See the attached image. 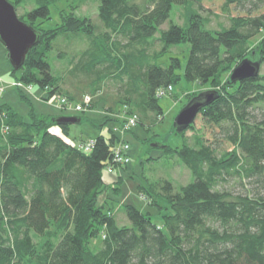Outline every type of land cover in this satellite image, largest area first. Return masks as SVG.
<instances>
[{
  "label": "trees",
  "instance_id": "trees-1",
  "mask_svg": "<svg viewBox=\"0 0 264 264\" xmlns=\"http://www.w3.org/2000/svg\"><path fill=\"white\" fill-rule=\"evenodd\" d=\"M10 1L18 12L21 1ZM58 1L62 0H37L33 10L20 16L41 31L25 64L12 68L14 73L22 70L21 80L27 85L42 80L49 97L65 93L62 78L49 74L44 58L60 37L92 39L91 72L105 63L106 71L126 85L120 103L149 127L163 120L158 89L174 87L182 78L179 57L172 56L168 65L156 61L177 43L189 42L185 77L210 83L216 96L198 113L194 122L201 121L200 128L193 123L181 134L203 129L195 134V145L187 140L175 147L157 142L164 154L181 159L193 181L180 187L168 179L141 184L138 192L158 208L161 222L150 211L122 204L131 226L117 224L113 210L119 202L108 195L104 173L109 166L126 168L113 162L115 145L126 138L117 124L108 125L112 118L105 115L94 121L99 127L107 125L108 132L98 134L94 147L84 151L67 138L70 125L59 127L57 117L31 111L26 118L10 103L1 104L0 264H264V73L230 80L243 58L264 65V35L251 47L264 30V0H224L222 12L230 25L220 30L208 28L209 19L194 8L205 10L206 0H99V21L105 30L99 38L90 18L74 14L63 13L55 28L35 26L36 20L51 18V7ZM176 4L185 8L187 22L160 29ZM233 6L243 13L231 14ZM155 38L163 44L155 54L144 48L141 54L121 56L112 47H148ZM16 89L26 98L22 88ZM97 90L89 95L87 107L101 104L116 113V100L109 103ZM81 91L66 92L68 100L82 101ZM54 127L63 133L51 131ZM225 143L232 148L224 149ZM229 176L246 190L219 188ZM112 190L120 193V186ZM103 195L107 197L101 201ZM100 235L103 242L95 251L91 244Z\"/></svg>",
  "mask_w": 264,
  "mask_h": 264
},
{
  "label": "rangeland",
  "instance_id": "rangeland-1",
  "mask_svg": "<svg viewBox=\"0 0 264 264\" xmlns=\"http://www.w3.org/2000/svg\"><path fill=\"white\" fill-rule=\"evenodd\" d=\"M18 7V15L24 17L28 11L33 10L37 5V0H20ZM224 0H206L204 2L205 10H200L196 5V10L199 11L203 16L209 19L208 28H213L220 30L222 27H228L230 25V19L227 15L222 12V4ZM100 5L99 0H62L58 1L57 4L51 7V18L38 19L36 20L35 26L38 28L48 30V28H55L62 22V15L74 14L75 16L88 17L93 23L97 25L96 33L97 38L102 37L103 23L99 20L98 8ZM171 15L167 21L160 26V29H166L169 27L171 22L185 24L187 22L185 15V8L179 5H175L172 8ZM211 10V12H210ZM243 11L236 6L232 7L231 14L237 15L242 14ZM28 19V18H27ZM264 35V30L257 35L251 41V47L256 46V44L261 40ZM114 37L116 35L113 34ZM117 38V37H116ZM157 38V37H156ZM155 38V39H156ZM123 43L124 38H118ZM93 41L88 38H64L60 37L54 43V48L49 51V54L44 58V64L48 68L50 75L61 77V85L65 93H61L66 96V92L72 94L77 93V90H82V101L85 96H93V92L97 87L98 93L105 94L108 98V102L112 101L116 104V113L109 112L106 108H103L101 104L95 106L94 108L77 110V102L71 101L65 108L62 107V103L59 100L60 95L54 94L49 97V90L42 86V80L33 82L32 89L29 91L22 88L25 91L24 98L21 91L13 86L14 82L21 80L23 74L22 70L13 72L10 59H8V50L0 42V105L4 103H10L13 108L29 118L31 111L35 112L37 116L42 115H53L54 117H59L62 115L66 116H83L84 122L79 124L70 125L67 131V138L76 144L85 143L94 139L98 134H106L108 132L107 125L99 127L94 125L95 120H102L105 115L112 118V121L108 123L109 126L116 125L124 138H126L127 143H130L128 149L130 156V163L126 165V168L119 166L117 169L112 167L111 171L105 170L107 182L110 184L114 183L119 179L121 175V180L119 182L120 193L113 191L111 188L108 192L112 198H114L120 205L119 209L113 210V215L116 216V221L119 226L127 225L131 226V221L126 215L122 204H134L139 209H143L145 212L150 211L154 214L155 220L160 221V216L157 214L158 208L154 205L149 204L150 200L147 194L143 192H138L141 184L149 185V183L154 181H161L163 179H168L174 181L175 185L180 187L184 184L193 181V176L191 170L179 159L177 156H170L163 153V147L158 146L157 142L165 141L170 146H182L186 140L192 146L196 143L195 134L201 135L203 129H198L199 131L194 134V130L186 131V137L178 134L175 131L174 123L177 115L186 106V104L191 100L194 95H197L205 90H211L212 85L200 84L196 81H188L185 77V67L187 64V59L189 57L190 43H177V45L172 46L167 53L159 56L156 63L161 65H168L170 58L172 56L179 57L182 62V67L179 69L178 73H181L182 78L177 82L174 87L159 88L157 95L160 96V104L163 107L164 114L163 120H159L153 125L143 126L139 121L136 126L130 128L128 131H122V125L126 118L130 116L131 112L127 111V108L120 103V99H123L124 86L123 82L119 79L113 78L111 73L105 69L107 65L105 63L99 64L97 71L91 72L90 65L92 63L91 56L88 55V51H92ZM101 47L104 45H102ZM111 45V44H110ZM115 54L124 56L126 53L141 54V50L145 48V53L155 54L158 52L163 44L160 40L152 41L151 45L148 47H142L138 44L134 46H115ZM98 69L100 74H98ZM262 73H264V65L261 67ZM24 82L23 80H21ZM96 83V84H95ZM27 85L26 82H24ZM1 87L4 90H1ZM160 90V91H159ZM80 95V96H81ZM79 102V103H80ZM107 105V104H106ZM132 114L137 113L132 112ZM139 118V116H138ZM115 119V120H113ZM118 119L122 120V124L119 125ZM140 120V118H139ZM197 128L201 125V121L194 122ZM131 129H134L132 133ZM207 133L211 136L212 131L207 128ZM213 130V129H212ZM3 131V129H2ZM124 132V133H123ZM224 149H231L232 146L225 143ZM111 175V176H110ZM227 181H221L219 183V188L223 190L230 189L234 193L245 191L244 185L237 182L233 177H227ZM111 180V181H110ZM245 183V181H244ZM250 184L248 183V186ZM107 195L101 197V201L106 199ZM103 238L98 236L93 239L91 248L95 251L100 250Z\"/></svg>",
  "mask_w": 264,
  "mask_h": 264
},
{
  "label": "water",
  "instance_id": "water-1",
  "mask_svg": "<svg viewBox=\"0 0 264 264\" xmlns=\"http://www.w3.org/2000/svg\"><path fill=\"white\" fill-rule=\"evenodd\" d=\"M41 31L18 16L17 6L10 0H0V42L8 50L14 70L20 69L27 60V54L37 45L41 38ZM261 72V63L258 60L243 58V61L233 68L230 80L237 82L244 78L254 77ZM216 92L205 90L193 97L177 115L174 123L175 130L182 134L192 126L198 113L215 98ZM57 125L81 124L84 121L76 115H62L56 118Z\"/></svg>",
  "mask_w": 264,
  "mask_h": 264
},
{
  "label": "built area",
  "instance_id": "built-area-1",
  "mask_svg": "<svg viewBox=\"0 0 264 264\" xmlns=\"http://www.w3.org/2000/svg\"><path fill=\"white\" fill-rule=\"evenodd\" d=\"M13 84H14L13 86H15V87L25 88L28 91L30 89H32V87H33L32 84L25 85L24 82H22L21 80H18V82H14ZM170 87H172V86H170ZM46 88H48V87H46ZM1 90H4V88L1 87ZM84 99L85 100H84L83 104L77 103V108H76L77 110L82 111L81 109H83V107L89 108V107H87V105H89L91 103L92 98L90 96H85ZM59 100L61 101L62 107H64V108L71 102L70 100H68V98L66 96H64L62 94L60 95ZM138 121H139L138 116L136 114L131 113L130 116L126 118L125 122L121 126L123 129L122 131H128L130 128L136 126ZM2 129H3V132L8 131V127H6V126H4ZM51 131L57 132V129L54 127V128H52ZM95 142L96 141H94L92 139L88 142L80 143L78 145H79V148H81L82 150L90 151L94 147ZM129 147H130L129 142L127 143V141H125V140L119 141L113 149V151H114L113 162H115L116 164L119 163L122 165H128L130 163V156H129V151H128ZM112 167L113 166L108 167L109 171L112 170Z\"/></svg>",
  "mask_w": 264,
  "mask_h": 264
},
{
  "label": "crops",
  "instance_id": "crops-1",
  "mask_svg": "<svg viewBox=\"0 0 264 264\" xmlns=\"http://www.w3.org/2000/svg\"><path fill=\"white\" fill-rule=\"evenodd\" d=\"M57 128V127H56ZM58 130H57V132L58 133H60V134H62L63 132L61 131V129H59V128H57ZM111 176V175H110ZM121 176V175H120ZM107 178H106V184H108L109 185V190L111 189V188H114L115 186H118L119 184L118 183H116V181H113L114 183H112V184H110V182H107ZM111 181V180H110ZM117 208L116 209H119L120 208V205L117 203Z\"/></svg>",
  "mask_w": 264,
  "mask_h": 264
},
{
  "label": "bare ground",
  "instance_id": "bare-ground-1",
  "mask_svg": "<svg viewBox=\"0 0 264 264\" xmlns=\"http://www.w3.org/2000/svg\"><path fill=\"white\" fill-rule=\"evenodd\" d=\"M57 129V128H56ZM58 130V129H57Z\"/></svg>",
  "mask_w": 264,
  "mask_h": 264
}]
</instances>
